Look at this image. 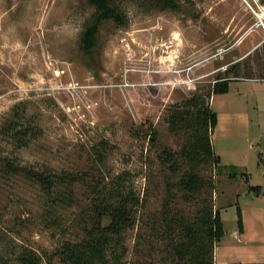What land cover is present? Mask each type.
Masks as SVG:
<instances>
[{
  "label": "rangeland",
  "instance_id": "1",
  "mask_svg": "<svg viewBox=\"0 0 264 264\" xmlns=\"http://www.w3.org/2000/svg\"><path fill=\"white\" fill-rule=\"evenodd\" d=\"M172 1L109 0L118 17L100 22L85 51L81 36L97 11L88 0H0V264H18L23 249L42 264H64L56 250L83 237L88 185L122 169L134 173L141 197L147 184L148 195L122 234L123 254L109 264H168L165 243L151 240L146 225L160 209L161 178H144L157 171L161 146L181 143L164 110L233 78L227 68L235 60L240 81L208 99L221 167L213 170L224 229L216 260L264 253V32L241 0ZM187 75L194 81L176 82ZM42 171L59 182L46 186Z\"/></svg>",
  "mask_w": 264,
  "mask_h": 264
},
{
  "label": "trees",
  "instance_id": "2",
  "mask_svg": "<svg viewBox=\"0 0 264 264\" xmlns=\"http://www.w3.org/2000/svg\"><path fill=\"white\" fill-rule=\"evenodd\" d=\"M88 1L95 5L97 11L81 36L85 51L93 47L100 22L118 17L109 0ZM165 1L173 5L172 0ZM237 66L238 61L229 65L227 71L233 74V78L218 80L212 92L206 95L194 93L164 110L167 130L181 143L177 149L161 146L155 156L157 171H150L144 178L147 180L154 174L161 178L164 195L160 209L146 225L149 226L151 240L156 238L165 243L162 250L168 264H214V250L224 235V229L220 211L214 206L213 170L221 167L220 157L214 153L211 142L217 114L208 99L211 95L227 91L228 83L238 77ZM14 128L11 126L5 130ZM15 132L19 137L21 131ZM149 137L152 141L155 134L151 133ZM133 174L129 169H122L105 182L98 179L88 185L90 204L88 212L82 215L85 222L83 237L73 242L66 241L56 250L64 264H109L123 254V246L118 250L123 242L122 234L132 228L137 210L144 206V198L148 195L147 184L142 197L136 191ZM37 175L48 187L59 182L58 178L44 171ZM235 175V168L231 167L229 177ZM242 175L247 180L246 174ZM237 227L242 232L238 207ZM138 238L141 239L140 236ZM147 243L149 245L151 241ZM16 260L18 264H42L40 257L28 249L21 250Z\"/></svg>",
  "mask_w": 264,
  "mask_h": 264
},
{
  "label": "built area",
  "instance_id": "3",
  "mask_svg": "<svg viewBox=\"0 0 264 264\" xmlns=\"http://www.w3.org/2000/svg\"><path fill=\"white\" fill-rule=\"evenodd\" d=\"M241 2L246 6V8L251 12V14L253 15V17L255 18V22H254V27L255 28H260L261 30H263L264 32V5L260 3L259 0H241ZM189 68H184V69H157V70H152L156 73H160V72H174V73H180V72H188ZM126 71H136L134 69H128ZM143 72H149V70H143ZM194 79H191L190 77L187 78H180L179 80H177L176 82L178 84L180 83H185L188 84L190 82H193ZM125 86H135L137 85V83H129L127 82V80H125L124 82Z\"/></svg>",
  "mask_w": 264,
  "mask_h": 264
},
{
  "label": "crops",
  "instance_id": "4",
  "mask_svg": "<svg viewBox=\"0 0 264 264\" xmlns=\"http://www.w3.org/2000/svg\"><path fill=\"white\" fill-rule=\"evenodd\" d=\"M236 61H238V60H235L234 62H236ZM236 80H238V79L232 80L229 83H231L233 81H236ZM238 81H240V80H238ZM250 81H256V80H250ZM229 83H228V85H229ZM260 192H261V190L258 188L257 191H255V195H258ZM242 225H243L242 232H239L238 234L245 235V230L246 229H245L244 219L242 220ZM262 228L264 229V227H262ZM236 234L237 233H235V236H236ZM259 239L260 240L258 242H260V244H263V246H264V232H263V237H260ZM219 243H218V246H219ZM216 256H217V253H216V249H215L214 250L215 264H217V263L218 264H230V263H233V262H227L226 256L223 255V254L218 253V261L216 260ZM237 263H245V264L264 263V253H259V254L252 255L251 260H249L248 262L238 261Z\"/></svg>",
  "mask_w": 264,
  "mask_h": 264
}]
</instances>
